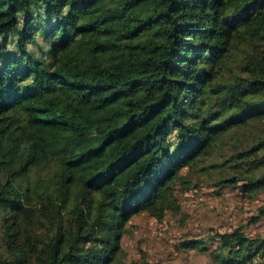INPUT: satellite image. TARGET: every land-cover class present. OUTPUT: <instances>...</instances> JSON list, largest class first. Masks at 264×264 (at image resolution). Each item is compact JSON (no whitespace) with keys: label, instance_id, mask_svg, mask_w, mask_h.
<instances>
[{"label":"trees","instance_id":"obj_1","mask_svg":"<svg viewBox=\"0 0 264 264\" xmlns=\"http://www.w3.org/2000/svg\"><path fill=\"white\" fill-rule=\"evenodd\" d=\"M263 121L264 0H0V264H115L177 184L264 190ZM209 240L264 259L241 228L180 245Z\"/></svg>","mask_w":264,"mask_h":264},{"label":"rangeland","instance_id":"obj_2","mask_svg":"<svg viewBox=\"0 0 264 264\" xmlns=\"http://www.w3.org/2000/svg\"><path fill=\"white\" fill-rule=\"evenodd\" d=\"M260 130L264 133V121ZM232 153L230 148L225 149L220 161ZM227 170L230 173L231 169ZM262 172L264 166L252 170L256 176ZM226 173L223 172L225 177H229ZM202 179L198 186L190 188L175 185L177 209H166L163 217L155 218L147 213L133 215L123 231L122 251L115 264H217L209 254L216 242L209 240L208 248L199 250L183 249L181 241L235 228H241L248 236L264 238V220L251 222L249 219L264 204L263 189L245 192L241 188L245 180L241 177L235 185L222 186L215 185L216 177ZM255 261L264 264L262 258L256 257Z\"/></svg>","mask_w":264,"mask_h":264}]
</instances>
